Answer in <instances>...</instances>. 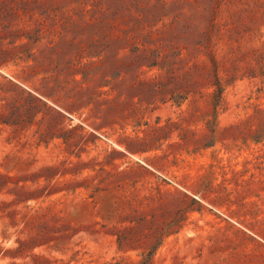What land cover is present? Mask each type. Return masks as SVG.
<instances>
[{"label":"rangeland","instance_id":"374dc122","mask_svg":"<svg viewBox=\"0 0 264 264\" xmlns=\"http://www.w3.org/2000/svg\"><path fill=\"white\" fill-rule=\"evenodd\" d=\"M0 107V264H264V0H0Z\"/></svg>","mask_w":264,"mask_h":264},{"label":"trees","instance_id":"16d2710c","mask_svg":"<svg viewBox=\"0 0 264 264\" xmlns=\"http://www.w3.org/2000/svg\"><path fill=\"white\" fill-rule=\"evenodd\" d=\"M0 110H1V107H0ZM1 125H6V126H13V127H17L18 126V123H10V120H6L4 119V116H3V113H0V126ZM37 191H34L32 193H29V192H26L24 190V188H20L19 190L16 191V200L10 204H5L3 203V205L6 207V208H9L11 206H19L20 204H24V203H27L31 200L33 201H37L39 199L42 198V195H36L34 196V194L36 193ZM9 216H12V217H16L18 215H20V212L16 211V210H13L12 212H9L8 213ZM39 217V214L38 212H35L31 217L28 218V215H25L23 217V224L25 226H29V224L33 221V220H36L37 218ZM32 241H36L34 239L31 238ZM17 243L19 244L20 246V250H22L26 245H27V242H23V241H20L18 240ZM43 246V244L41 243H38L37 245H35L33 247V249L35 248H39ZM2 252V250L0 249V253ZM35 261L39 260V258L37 257H34Z\"/></svg>","mask_w":264,"mask_h":264}]
</instances>
